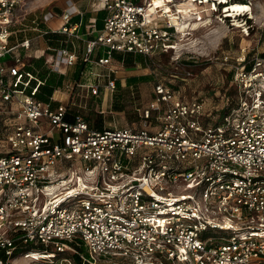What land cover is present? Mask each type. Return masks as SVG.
Returning a JSON list of instances; mask_svg holds the SVG:
<instances>
[{
	"label": "built area",
	"instance_id": "built-area-1",
	"mask_svg": "<svg viewBox=\"0 0 264 264\" xmlns=\"http://www.w3.org/2000/svg\"><path fill=\"white\" fill-rule=\"evenodd\" d=\"M99 1L104 25L92 28L81 56L73 0L36 28L67 35L66 44L47 46L51 72L66 73L58 56L67 66L84 62L80 77L45 102L26 91L35 75L22 77L32 39L11 42L21 0H0V114L13 120L0 123V264L17 253L52 255L56 264L118 256L131 264H264V56L250 68L241 59L238 103L216 124L202 121L203 101L177 98L158 81L141 127L99 128L83 98L116 89L123 63L115 54L164 55L178 28L153 0ZM57 17L64 23L54 27Z\"/></svg>",
	"mask_w": 264,
	"mask_h": 264
},
{
	"label": "rangeland",
	"instance_id": "rangeland-1",
	"mask_svg": "<svg viewBox=\"0 0 264 264\" xmlns=\"http://www.w3.org/2000/svg\"><path fill=\"white\" fill-rule=\"evenodd\" d=\"M66 1L21 0L15 11L14 17L18 19V22L13 29L12 44L28 39L33 31L37 34L36 28L44 23L48 13L53 11L55 6H64ZM73 1L83 12H96L101 7L99 0ZM199 2L201 0H198V3L194 5L189 0H174L171 3L172 8L176 11L177 9L184 10V13H180L181 21L184 24L178 26L174 46L169 52L152 58L138 54L142 60L136 62L133 68L121 66V71L140 70L139 73L143 72L144 77H147L145 81L138 83L123 82L122 85L125 86L117 87L114 91L104 89L98 95L90 94L83 98L84 102L87 103L84 110L90 116L88 117L91 118L93 125L99 126L98 121L102 118V125L133 126L136 124L138 125H135L136 127H141L143 123L142 109L149 105L154 85L160 79L173 83L183 96L188 98L201 97L203 103H207L209 106L215 104L217 107L216 119L220 118L224 105L230 99L237 98V84L233 77L237 73V67L239 70L245 66L241 64L243 61L241 59L244 57V62L247 63L253 56L264 53V0H209L207 3ZM232 2L248 3L252 9L231 18L225 9ZM216 3L217 8L213 10ZM156 5L160 6L159 4ZM101 14H106V11ZM74 20H78V18ZM51 23L54 27H59L64 22L62 17H58ZM40 45L41 42L39 43V40L36 39L32 41V50H26L28 54H23L22 51L26 60L31 59L36 54L34 50H37L38 56L43 54L51 56L45 48L38 49ZM64 70L66 67L61 65L60 71ZM233 71L234 74L232 75ZM120 78L119 74V80H121ZM258 87H264V82L261 85L258 84ZM57 97L63 101L68 99L61 93ZM116 103H118L117 106ZM3 104L0 101V107ZM7 116L5 113L0 114L1 124L7 121L9 124L13 122L12 118ZM78 247L88 256H92L84 244ZM10 261L13 264H56L55 257L52 255L50 257L38 254L26 256L23 253H17L10 258ZM99 261L106 262V258L101 257ZM109 261L107 264L132 263L130 259L120 256Z\"/></svg>",
	"mask_w": 264,
	"mask_h": 264
},
{
	"label": "trees",
	"instance_id": "trees-1",
	"mask_svg": "<svg viewBox=\"0 0 264 264\" xmlns=\"http://www.w3.org/2000/svg\"><path fill=\"white\" fill-rule=\"evenodd\" d=\"M104 11L105 10H101L99 12L98 19L100 21H102L103 17H105V14L104 15L101 14V13H104ZM74 22H76V20ZM100 26H102V25L100 24ZM40 28L45 29L46 26L44 24H42V25L40 24ZM66 38H67V35L63 34V33L62 34L61 33H49L46 35V40H47L48 44L51 46H60L61 44L62 45L66 44L67 43ZM12 41H13V37L11 38V42ZM103 54H104V52L102 49H98V51L96 52V56H101ZM260 55L264 56V53H262ZM115 58L118 61H120L121 63H123V65H125L127 68H133L136 62L142 60V57L139 56L137 53H119V52H117L115 54ZM80 62H81V68L83 69L84 68V62L82 61L81 58H80ZM242 64H243V61H242ZM246 66H247V68H250L252 66V64L250 62H247ZM132 70L136 71V69H132ZM27 72L35 75V78L29 79V85L26 87V91L28 93L34 95L36 98H38L42 101H45V102L49 101V97L52 95L54 89L57 86H60L64 83V77L62 75H59L55 72L50 71V68L46 64V58L44 56H35V57H32L31 59H29L28 63L26 64V66L22 70V77L25 81L28 79ZM233 74H234V71L232 72V75ZM145 78H147V77H144V74L142 72L139 76L137 75V76L130 77L128 83L129 82L130 83L142 82V81H145ZM66 80H65V82H66ZM43 81H44V83H43ZM159 82H162V83L170 86L173 89L174 94L176 95L177 98L185 99V100L194 99V97L188 98L186 96L181 95V93L179 92V89H177L175 87V85L169 81H165V80L160 79ZM156 83H155V85H156ZM155 85H154V89H153L152 99L155 96ZM122 86H124V85H122L121 81L118 79L116 88L117 87L120 88ZM20 88H23V84L20 85ZM236 90L238 92L237 98L233 99V100L230 99L229 102L224 105V107L222 109L221 116L219 119H216L215 112L217 110V107L215 106V104L213 106H209L207 103H204V111H203V116H202V121L204 122V124H216V123L220 122V120L222 119V117L225 113H228L235 108V106L238 103V98H239L238 88H236ZM195 98H197V97H195ZM197 99H200L202 101L201 97H198ZM79 101H80V99L78 98V102ZM83 101H84V99H83ZM117 104L118 103H116V106H117ZM82 111H84V113H86V111L84 109H82ZM88 116L89 115L86 113L87 120H89L92 123L91 118H89L90 116L89 117ZM102 122H103V120H102V118H100V120L98 121V124L100 125L99 128H101ZM135 125H133L132 127L138 126V125H136V126ZM136 128H138V127H136Z\"/></svg>",
	"mask_w": 264,
	"mask_h": 264
},
{
	"label": "crops",
	"instance_id": "crops-1",
	"mask_svg": "<svg viewBox=\"0 0 264 264\" xmlns=\"http://www.w3.org/2000/svg\"><path fill=\"white\" fill-rule=\"evenodd\" d=\"M64 6H61L60 8L62 9ZM101 10H104V9H102V7H100L96 12L95 11H85V12H83L78 7V15H76L72 19V22H74L75 21L74 19L78 18V20H76V23H78V32L81 35V38L78 39L76 41V43H77V46H78L77 47L78 48V53L81 54V55H82V53H83V51L85 49L86 40L89 39V38H92L96 34V31L101 29L103 27V25H104V20H103L104 17H103L102 21H100L98 19L99 12ZM50 23H51V21H50ZM43 24L47 27L46 23H43ZM100 24L102 26H100ZM93 27H95L96 31H93V29H92ZM34 32L35 31H33V34L29 38H31L32 41H35L36 39H38L39 43L41 42V45H40V47H38V49L45 48L47 50V46L49 44H48V42L46 40V36L40 35L39 33L35 34ZM24 37H26V36H24ZM24 37H22V38H24ZM66 40H67V38H66ZM30 50H32V49H30ZM22 51L24 53L28 54V51H26L25 49H23ZM34 52H36V54L34 56H38L37 55V50H34ZM42 56H45L46 59H50L52 55L48 56V54L47 55L43 54ZM56 58H57V67H59V69H60L61 65H64L66 67V70H64V72H66L65 74H59V73L55 72V73H57L59 75H62L64 77V81L66 79H70V78L72 79L74 77H78V78L80 77V72L82 70L80 59L78 60V64L77 65H75V66H67L66 62H65L66 60L63 57L58 56ZM139 71L140 70H136V71H134V70H122V71H120L121 84H123V82H127L128 83L129 78L132 77V76H137V75L139 76L141 74V73H139ZM99 126H97V127H99ZM103 126L101 125V127H103ZM127 126H130V125H127Z\"/></svg>",
	"mask_w": 264,
	"mask_h": 264
},
{
	"label": "bare ground",
	"instance_id": "bare-ground-1",
	"mask_svg": "<svg viewBox=\"0 0 264 264\" xmlns=\"http://www.w3.org/2000/svg\"><path fill=\"white\" fill-rule=\"evenodd\" d=\"M174 0H153L152 2V9L155 8H161L165 11L169 12L170 17L173 19V21L180 27L184 22L181 21V15L180 13H184L183 9L175 10L171 7L170 2H173ZM192 4L198 3V0H189ZM209 0H201L199 3H207ZM215 2V1H214ZM159 4L160 6L156 5ZM212 4V3H211ZM209 6V5H208ZM217 8V3L213 7V10ZM205 9V8H204ZM212 9V8H211ZM252 7L248 3H242V2H232L231 5L228 4L225 11L228 12L229 17L233 18L232 16L237 17L240 13L251 10ZM254 10V9H253ZM217 13V12H216ZM252 15V14H251ZM241 16V15H240ZM223 21V20H222ZM239 22V21H238ZM241 22V21H240ZM236 24V23H235Z\"/></svg>",
	"mask_w": 264,
	"mask_h": 264
},
{
	"label": "water",
	"instance_id": "water-1",
	"mask_svg": "<svg viewBox=\"0 0 264 264\" xmlns=\"http://www.w3.org/2000/svg\"><path fill=\"white\" fill-rule=\"evenodd\" d=\"M54 10H56L58 13H62V9L59 6H55Z\"/></svg>",
	"mask_w": 264,
	"mask_h": 264
}]
</instances>
